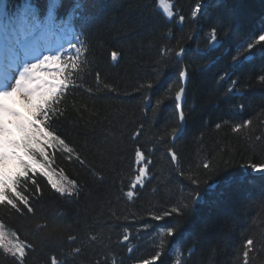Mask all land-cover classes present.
<instances>
[{
	"label": "trees",
	"instance_id": "16d2710c",
	"mask_svg": "<svg viewBox=\"0 0 264 264\" xmlns=\"http://www.w3.org/2000/svg\"><path fill=\"white\" fill-rule=\"evenodd\" d=\"M159 2L4 0L11 24L27 9L30 17L49 13L57 25L71 27L80 68L51 126L85 164L55 153V167L78 182L76 197L56 194L33 173L21 182L28 206L0 202V264H141L157 253V264H264V172L250 173V165H264V52L257 45L239 69L232 64L264 33V0H166L171 18ZM197 3L203 7L193 18ZM179 15L186 18L182 24ZM212 27L218 43L210 49ZM181 47L177 60L173 53ZM112 51L119 53L116 62ZM185 66L186 119L173 143L171 97ZM157 99L165 102L154 114ZM237 125L240 130L232 131ZM138 148L152 161L150 179L128 200L124 193L137 174ZM169 149L178 153L179 165L170 161ZM190 178L199 181L195 207L153 220L163 209L191 203L196 186ZM17 242L27 245L23 258L13 255Z\"/></svg>",
	"mask_w": 264,
	"mask_h": 264
},
{
	"label": "snow or ice",
	"instance_id": "6c2138e0",
	"mask_svg": "<svg viewBox=\"0 0 264 264\" xmlns=\"http://www.w3.org/2000/svg\"><path fill=\"white\" fill-rule=\"evenodd\" d=\"M160 3L165 13L171 18L172 11L166 0H160ZM202 7V4L197 3L191 12V16L193 18L197 17L201 13ZM185 19L183 15H179L177 23L182 24ZM38 28H40L39 22L35 18L30 19L28 10L24 9L19 14V23L10 30L12 40L18 42L20 38L27 37ZM217 31V28L212 27L210 47H214L218 43ZM47 35V30H43L40 40L46 42ZM257 45H260L261 51L264 52V33L255 38V43L248 42L246 44V48L249 50L247 55L237 56L233 59L234 68L239 69L245 61L251 59V50ZM163 51L167 52V47ZM184 51V48L181 47L179 52H175L173 55L177 60H180L184 55ZM25 52L34 57L33 62L26 63L23 70L19 71L18 76L8 77V79L14 78V85L10 84V86L0 89V98H2V102H0V114H2V118H0V202H6L13 208H16L18 203L24 206L30 204L28 198L21 191V182L27 183L33 173L36 176L45 177L55 193L62 197H76L78 195L80 191L78 182L69 179L63 169L55 167V153L57 151L63 154L68 163L75 160L81 165L85 164L75 148L59 134L58 130H54L51 126L60 116L61 113L57 110L58 104L67 90L73 86L72 77L80 68V50L70 46L68 49L57 48L54 53L50 51L48 54H43L40 51V42L36 41ZM9 59L11 60V57ZM110 59L113 62L118 61L119 53L112 51ZM9 66L14 67V64L10 63ZM188 77V67H182L178 71L176 80L178 89L174 97H171L174 100L176 112V123L172 127L170 135V140L173 143L183 132L186 119L183 99ZM97 79H99L98 74ZM232 84L233 87L227 90L230 94L236 91L235 85L239 84V80L232 81ZM152 86L149 84L147 87L150 90ZM144 102L147 106L151 102V97L146 96ZM164 102L163 99L156 100L153 109L154 114L158 112ZM17 103L25 107L26 115L15 108ZM240 109L243 110V105L240 106ZM221 127V123L215 125L216 129ZM239 130V125L232 129L234 132ZM169 158L174 166L181 163L180 157L174 149H169ZM151 164L152 161L146 153L138 148L135 151L137 174L124 193L128 200L136 198L137 190L144 187L150 179ZM203 167L207 169L210 165L205 163ZM250 167L255 172H264V165L262 164H252ZM182 172L183 168H181ZM189 182L196 186L191 190L195 194L189 197L190 204H177L170 209H163L151 218L155 221H163L171 216H178L191 211L200 200V193L196 190L199 187V181L190 178ZM32 183L35 184L36 181L33 179ZM27 211L31 212L32 208L27 207ZM175 230V224L168 226L166 229L167 235L169 237L173 236ZM128 239L129 236L126 233L124 240L127 241ZM253 243L254 241L251 239L247 241L249 246ZM4 244L5 231L3 224H0V246ZM13 247L15 249L13 255L18 254L23 258L27 245L17 242L14 243ZM247 254L245 252V256ZM159 259L160 254L157 253L151 259H143L141 264H157Z\"/></svg>",
	"mask_w": 264,
	"mask_h": 264
},
{
	"label": "rangeland",
	"instance_id": "374dc122",
	"mask_svg": "<svg viewBox=\"0 0 264 264\" xmlns=\"http://www.w3.org/2000/svg\"><path fill=\"white\" fill-rule=\"evenodd\" d=\"M159 9H161V10L165 13V11H164V9H163V7H162V5H161L160 2H159ZM166 14H167V13H166ZM24 52H25V49H24ZM24 52H23V53H24ZM22 57H23V56L21 55L19 58H22ZM17 58H18V57H17ZM12 60L14 61L15 59H12ZM33 60H34V59L30 60L29 63L33 62ZM11 70H12V68H11ZM11 84L14 85V84H15V80H13V82H11ZM22 107H23V108H22L23 110L21 109L22 112H23L22 114L26 115V109H25V107H24L23 105H22ZM0 118H1V116H0ZM252 172H253V173H260V172H255V171H253V170H252Z\"/></svg>",
	"mask_w": 264,
	"mask_h": 264
},
{
	"label": "bare ground",
	"instance_id": "6f19581e",
	"mask_svg": "<svg viewBox=\"0 0 264 264\" xmlns=\"http://www.w3.org/2000/svg\"><path fill=\"white\" fill-rule=\"evenodd\" d=\"M28 56L30 55V54H27ZM27 60V59H26ZM24 66V65H23ZM23 66H22V68H21V71L23 70ZM0 76H1V74H0ZM0 102H2V98H0ZM0 116H1V118H2V114H0Z\"/></svg>",
	"mask_w": 264,
	"mask_h": 264
},
{
	"label": "water",
	"instance_id": "95a60500",
	"mask_svg": "<svg viewBox=\"0 0 264 264\" xmlns=\"http://www.w3.org/2000/svg\"><path fill=\"white\" fill-rule=\"evenodd\" d=\"M212 48V47H211Z\"/></svg>",
	"mask_w": 264,
	"mask_h": 264
}]
</instances>
